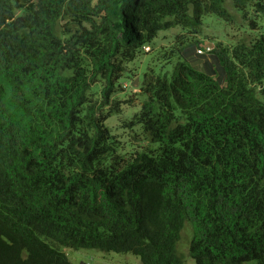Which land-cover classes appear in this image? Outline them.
<instances>
[{"label":"trees","instance_id":"1","mask_svg":"<svg viewBox=\"0 0 264 264\" xmlns=\"http://www.w3.org/2000/svg\"><path fill=\"white\" fill-rule=\"evenodd\" d=\"M232 4L264 14V0ZM204 14L231 18L226 0H0V264H73L60 247L185 264L186 221L196 264H264L263 35L198 67L183 55L169 79L143 76L128 124L157 154L114 156L106 125L116 59ZM63 16L91 31L63 38Z\"/></svg>","mask_w":264,"mask_h":264},{"label":"rangeland","instance_id":"2","mask_svg":"<svg viewBox=\"0 0 264 264\" xmlns=\"http://www.w3.org/2000/svg\"><path fill=\"white\" fill-rule=\"evenodd\" d=\"M97 1L91 0L92 5ZM226 8L231 14L228 21L214 14H204L199 24L192 23L188 18L173 30H160L149 44L138 50L133 61L120 57L116 59V63L124 68V72L111 95L110 103L103 107L104 112L108 111L110 114L106 125L115 136L114 156L128 157L135 151H145L154 155L159 151L158 143L151 142L138 126L128 124L131 114L138 111L144 101L141 87L144 75L152 73L169 79L175 64L183 55L197 67L205 62L212 63L211 51L196 52L206 42L211 44L213 49L220 46L225 50H231L241 42L248 44L260 35L264 36V14L257 12L253 4H246L243 10H238L233 6L232 0H226ZM95 21L99 22V19L95 18ZM251 22H255V25L251 26ZM90 23L91 21L84 20L78 26L71 17L63 16L57 23V31L63 38H68L82 28L91 31ZM103 87L104 80L97 76L88 92L90 99L101 100L100 92ZM115 102H119V109L115 112L109 111ZM110 159L112 158L107 157L103 163L109 164ZM192 234L191 223L186 221L176 245L177 253L185 264H196L188 253ZM60 250L73 264H142L137 256L129 252H102L96 249L67 247H60Z\"/></svg>","mask_w":264,"mask_h":264},{"label":"built area","instance_id":"3","mask_svg":"<svg viewBox=\"0 0 264 264\" xmlns=\"http://www.w3.org/2000/svg\"><path fill=\"white\" fill-rule=\"evenodd\" d=\"M145 47V46H144ZM147 48H149L148 46H147ZM212 49H213V46L211 45V44H209V43H205V44H203L200 48H198L197 50H196V52H198V53H205V52H210V51H212Z\"/></svg>","mask_w":264,"mask_h":264},{"label":"water","instance_id":"4","mask_svg":"<svg viewBox=\"0 0 264 264\" xmlns=\"http://www.w3.org/2000/svg\"><path fill=\"white\" fill-rule=\"evenodd\" d=\"M171 30H173V28Z\"/></svg>","mask_w":264,"mask_h":264}]
</instances>
